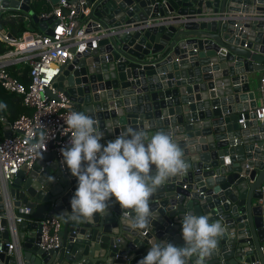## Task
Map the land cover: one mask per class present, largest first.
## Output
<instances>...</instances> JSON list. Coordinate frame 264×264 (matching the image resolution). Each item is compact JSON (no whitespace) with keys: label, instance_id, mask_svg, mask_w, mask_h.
I'll return each mask as SVG.
<instances>
[{"label":"water","instance_id":"95a60500","mask_svg":"<svg viewBox=\"0 0 264 264\" xmlns=\"http://www.w3.org/2000/svg\"><path fill=\"white\" fill-rule=\"evenodd\" d=\"M68 1L78 10L66 40L74 56L54 85L96 121L101 143L150 126L175 139L189 167L153 193L149 223L133 229L115 197L92 219L66 215L78 182L61 152L47 150L8 181L11 211L22 215L13 253L0 189V264H139L156 240L184 245L187 212L227 229L206 264H264V120L249 112L258 92L249 77L264 67V0ZM29 2L0 0V14L28 12L51 33L55 17L38 18ZM52 215L59 247L46 249L41 219Z\"/></svg>","mask_w":264,"mask_h":264},{"label":"clouds","instance_id":"9594fccd","mask_svg":"<svg viewBox=\"0 0 264 264\" xmlns=\"http://www.w3.org/2000/svg\"><path fill=\"white\" fill-rule=\"evenodd\" d=\"M6 107L0 105V109ZM70 131L69 147L62 148V163L77 179L71 198L72 219H92L105 212L115 197L122 209L121 223L144 229L153 215L150 198L171 177L188 170L184 152L166 131L153 133L150 126L129 128L114 139L101 143L104 133L84 112H70L64 118ZM43 130L31 150L42 155L50 139ZM154 167V170H153ZM184 245L154 241L139 264H206L218 248L227 229L207 215L187 212L181 220Z\"/></svg>","mask_w":264,"mask_h":264},{"label":"built area","instance_id":"2783aa9c","mask_svg":"<svg viewBox=\"0 0 264 264\" xmlns=\"http://www.w3.org/2000/svg\"><path fill=\"white\" fill-rule=\"evenodd\" d=\"M77 13L75 5L68 0H59L56 4H52L48 12L41 14V17H55L51 33L26 30L20 37H15L0 28V39L9 45L0 53V83L8 91L20 94L23 104L31 109L29 113L20 114L12 122H4L0 118L3 121V132L7 129L11 132L9 136L3 134L0 138V189L11 218L9 229L12 238L5 242L9 253H13L16 249L15 224L22 221V215L11 211L8 181L21 167H31L41 156L31 150V145L38 141L39 131L43 130L51 137L48 142L46 141L43 153L49 149L60 153L62 148L70 146V131L64 118L73 111L72 101L54 85V82L60 72L61 63L66 58L71 59L74 56L69 51L70 43L66 40L72 33L73 18ZM78 32L80 33L81 30ZM11 65L28 67V84L12 75L9 69ZM257 90L260 102L249 112L254 113L255 119L263 121L264 67L260 69ZM240 114L238 121L245 126L244 114L243 112ZM61 224L60 217L56 215L41 219L39 242L41 247L46 249L59 247ZM2 245L3 242H0V250ZM251 263L256 264V260H251Z\"/></svg>","mask_w":264,"mask_h":264},{"label":"trees","instance_id":"16d2710c","mask_svg":"<svg viewBox=\"0 0 264 264\" xmlns=\"http://www.w3.org/2000/svg\"><path fill=\"white\" fill-rule=\"evenodd\" d=\"M30 10L41 18V14L48 12L52 3L47 0H30ZM0 22L3 28L10 32L15 37H20L26 30H40L38 21H35L31 14L18 9H8L0 14ZM9 47L8 43L0 39V53ZM13 76L20 79L25 84L29 83L27 75L28 67L26 65H11L9 67ZM0 105H5L2 108L7 121L12 122L22 113H29L30 107L22 102V96L15 92L8 91L0 83ZM3 121L0 120V138L3 136Z\"/></svg>","mask_w":264,"mask_h":264},{"label":"crops","instance_id":"0c3cea01","mask_svg":"<svg viewBox=\"0 0 264 264\" xmlns=\"http://www.w3.org/2000/svg\"><path fill=\"white\" fill-rule=\"evenodd\" d=\"M259 73H260V69L256 70L255 72H252V76L249 77L250 82L253 83L254 86H257V80L259 78ZM259 102H260V98H259V95H258V92H257V98H256V101H255V104H258ZM29 230H30L29 228H26L25 232L27 233Z\"/></svg>","mask_w":264,"mask_h":264}]
</instances>
